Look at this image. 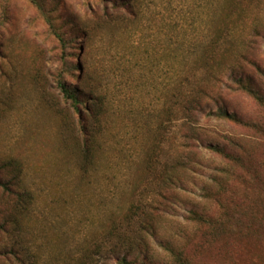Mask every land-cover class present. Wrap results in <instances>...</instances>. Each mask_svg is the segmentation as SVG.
<instances>
[{
    "label": "rangeland",
    "instance_id": "374dc122",
    "mask_svg": "<svg viewBox=\"0 0 264 264\" xmlns=\"http://www.w3.org/2000/svg\"><path fill=\"white\" fill-rule=\"evenodd\" d=\"M253 18L264 69V0H0V264H119L120 233L153 264H174L160 244L187 264H264L263 106L225 95L230 111L259 126L218 119L210 105L194 148L177 107L167 109L168 94L212 54L219 68L236 63ZM243 67L264 100V81ZM90 93L104 103L100 125L88 115L97 111ZM224 136L242 139L236 163L206 147ZM170 171L183 183L171 190L156 179ZM160 190L174 201L157 204Z\"/></svg>",
    "mask_w": 264,
    "mask_h": 264
},
{
    "label": "trees",
    "instance_id": "16d2710c",
    "mask_svg": "<svg viewBox=\"0 0 264 264\" xmlns=\"http://www.w3.org/2000/svg\"><path fill=\"white\" fill-rule=\"evenodd\" d=\"M256 2H259L260 0H255ZM105 17L108 19H112V14L105 13ZM256 19L253 18V23L251 22V28H250V34H248L244 40H243V46L246 48L245 50L235 53V61L236 63L231 65L230 67H224L219 68L214 63L215 58L214 55L218 53L212 54L209 60H207L205 63L201 64L200 67H198V76H188L184 75L182 77L181 81L183 83V87L181 88V91L177 94L169 93L167 98V109L169 114H172L173 108L177 107V110H179V113L182 115V119L185 121V130L183 133V137L186 141L190 142V147L194 148L197 146V142L204 141L201 131L203 130L202 127L199 125V120L202 115H204L205 110L207 108H210L209 106L215 105L216 108L214 110L209 109L208 113L213 115L214 117L221 119V120H227L233 124H236L238 126L256 129L259 125L255 123H251L247 121V119L241 118L238 116L235 112L230 111L228 107L225 105V95L232 93L234 91H238L241 93H245L252 98L256 100V102L263 106L264 108V100H263V94L261 93V87L262 85L256 84L252 79L249 73H245L243 64H249L251 68H253L255 71L258 72L260 75V79L264 81V69L258 65L257 61L254 59V41L253 39L257 36H259L260 27L259 24L256 23ZM227 29V28H226ZM224 32V29L218 28L217 36L214 39L213 42V48L214 51L217 52L221 49V34ZM220 48V49H219ZM232 48H229L231 50ZM234 59V58H233ZM234 66H240V71H235ZM228 70V71H227ZM57 87L59 88L60 92L63 94L64 98L71 102V106L74 108L76 112H78L77 105L79 104V101L77 99V95L69 90L67 85L59 80L57 82ZM91 94V104H94L97 107L96 109L87 107V109H90V113H88L89 117L96 120V125H100V119L98 117V114L101 112H104L103 106L104 105L103 100L100 96L96 95L95 93ZM102 101V103H101ZM98 105V106H97ZM207 115V114H206ZM84 132L87 134V139L85 140V144L87 143L91 144V137L92 134L89 132V129L87 126H83ZM89 132V133H88ZM226 143L223 145L219 144H212L208 142L206 144V147H208L211 151L214 153L220 155L221 157L227 159L230 162L236 163L241 158L239 157L237 151L238 149H241L242 145V139L239 137H232V136H224ZM205 146V145H204ZM187 147V145H185ZM193 160V159H188ZM200 163L198 159L195 161L189 162L185 167L189 169H194L195 164ZM192 171V170H191ZM213 176V175H212ZM211 176V181L214 180V178ZM158 179V183L162 184L163 187L170 189L172 187L180 186L182 185V181L175 175V173L172 171L167 172L164 176L156 177ZM207 184L203 185L201 187V191L203 193L208 191ZM161 197L157 199V204H161L162 201L165 200V202H168L169 204L174 201V195L171 192H161ZM20 197V201H23L25 198H29V195L25 192L18 193ZM30 199V198H29ZM155 202L152 200L150 203L151 208L155 207ZM190 215L188 218L195 220V217L193 216L195 214V211H190ZM139 229L145 230L149 233V235H152L154 233H150L152 229L151 222L145 219H142L140 217H137L135 221ZM214 235L213 233H211ZM127 239V236L125 233H120V243L119 245L122 248H125L126 250L122 254V256L119 257V264H153L148 259L149 257L145 254L143 256H138V254H135L134 252H137V249L131 248L132 246L130 244H127V242H130V240L125 241ZM140 244H144L142 240H140ZM161 247L168 252V255L170 256V261L174 264H187L182 253L178 250L172 249L171 247H167L166 245L160 244ZM128 246H130L128 248ZM136 248H138L137 245H135ZM147 260V261H146ZM148 262V263H146Z\"/></svg>",
    "mask_w": 264,
    "mask_h": 264
}]
</instances>
